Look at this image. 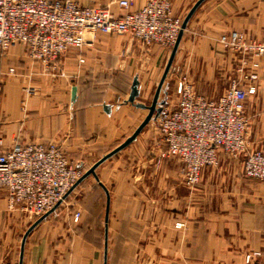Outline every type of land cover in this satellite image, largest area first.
<instances>
[{"label":"crops","instance_id":"0c3cea01","mask_svg":"<svg viewBox=\"0 0 264 264\" xmlns=\"http://www.w3.org/2000/svg\"><path fill=\"white\" fill-rule=\"evenodd\" d=\"M75 1L126 12L113 0ZM146 1L129 0L130 9ZM196 5L157 105H175L184 79L196 95L218 100L236 70L256 74L243 82L255 86L245 100L248 148L264 151V56H242L221 42L232 32L264 39V0H172V11L184 21ZM85 40L52 72L29 60L23 44L0 49L4 146L56 142L88 173L78 222L64 210L34 216L11 208L0 190V264H264V181L245 176L244 154L219 150L190 188L183 163L162 156L155 116L136 134L173 48L129 34Z\"/></svg>","mask_w":264,"mask_h":264},{"label":"built area","instance_id":"2783aa9c","mask_svg":"<svg viewBox=\"0 0 264 264\" xmlns=\"http://www.w3.org/2000/svg\"><path fill=\"white\" fill-rule=\"evenodd\" d=\"M113 2L126 12L116 15L109 7L83 6L75 0H0V49L23 44L29 60L52 72L60 69V57L67 50L85 45L89 33L129 34L145 46L174 47L183 20L174 15L172 0H147L137 10L130 9L129 0ZM221 42L242 56H264V39L232 32ZM238 72L240 79H231L218 100L196 95L184 79L175 105H164L154 114L166 145L162 156L183 163L182 176L190 188L200 182L205 167L216 163L219 150L235 157L244 154L245 176L264 181V151L249 150L250 122L245 113V100L255 86L243 82L256 74ZM81 177V168L59 143H16L6 148L0 136V190L8 191L11 208L18 206L34 216L54 211ZM80 216L75 211L74 221Z\"/></svg>","mask_w":264,"mask_h":264},{"label":"water","instance_id":"95a60500","mask_svg":"<svg viewBox=\"0 0 264 264\" xmlns=\"http://www.w3.org/2000/svg\"><path fill=\"white\" fill-rule=\"evenodd\" d=\"M196 7H197V5L194 6V7L192 8V10L189 12V14L186 16V18H185L184 21H183V24H182V30H181V32H180V35H179V37H178V40H177L176 44H175L174 47H173V51H172L171 57H170V59H169V61H168V64H167L166 70H165L164 75H163V78H162V81H161L159 87L157 88V91H156L155 96H154V98H153L152 104H151V106H150V108H149V113H148V115L146 116L145 120L142 122V124H141V125L139 126V128L137 129L136 134L139 133V132H140V131H141V130H142V129H143V128H144V127L150 122V121H151V119L153 118L155 112L159 111V109L157 108V102H158V95H159V92H160V89H161L162 82H163V80L165 79V77H166V75H167V73H168V71H169V68H170V66H171V64H172V62H173V59H174V56H175V52H176V50H177V47H178V44H179V42H180V40H181V37H182V35H183V32H184V30L186 29V27H187V23H188L190 17L192 16L193 12L195 11ZM134 95H135V90H133L132 93H131V98H132V99L134 98ZM136 134H135V135H136ZM134 137H135V136H134ZM132 139H133V138L129 139L128 142H130ZM102 161H103V160H101L100 162H98V163L93 167V169L96 168V167H97ZM87 174H88V173H86L84 176H82L81 179L78 181V183H79V182H80V181H81V180H82ZM78 183H77V184H78ZM50 212H52V211H50Z\"/></svg>","mask_w":264,"mask_h":264},{"label":"rangeland","instance_id":"374dc122","mask_svg":"<svg viewBox=\"0 0 264 264\" xmlns=\"http://www.w3.org/2000/svg\"><path fill=\"white\" fill-rule=\"evenodd\" d=\"M89 34H92V33H89ZM236 71L237 72L235 73V75L231 79H237V80L240 79V73L238 72V70H236ZM152 101H153V96H152V98L149 99V102H152ZM165 104L166 103H163V104L159 103V106L157 105V108L160 109ZM67 155H68V153H67ZM70 158L73 160V162L75 164H77L81 168L82 176H83L84 173H86L85 170L83 169V165L78 160H75L72 157H70ZM81 198H82V193L80 191V182H79L78 184H76V186L74 187V189L71 192V194L67 197L66 201L61 206H59L58 210H64V211H68V212H71V213H74L75 211H80L79 208H80V205H81V202H80Z\"/></svg>","mask_w":264,"mask_h":264}]
</instances>
